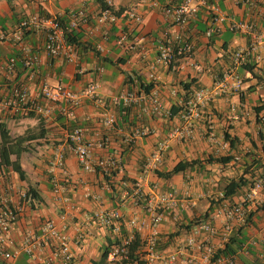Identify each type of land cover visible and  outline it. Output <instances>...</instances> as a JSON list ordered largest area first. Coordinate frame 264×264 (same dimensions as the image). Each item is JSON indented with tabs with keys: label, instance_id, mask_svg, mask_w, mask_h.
<instances>
[{
	"label": "crops",
	"instance_id": "obj_1",
	"mask_svg": "<svg viewBox=\"0 0 264 264\" xmlns=\"http://www.w3.org/2000/svg\"><path fill=\"white\" fill-rule=\"evenodd\" d=\"M106 1L114 8L122 7L124 10L137 7L143 17L142 23L134 25L129 19L120 17L115 23L99 24L97 16L101 9L100 0H0V36L7 37L0 40V102L11 95L14 85L19 84L26 88L30 101L50 111L49 114L36 111V117L22 118L16 111L0 106V123H5L12 134H20L27 128H37L38 117L44 118L47 129L46 137L39 140L41 144L33 143L32 150L21 157L25 179H19L12 170H6L3 174L6 183L15 190V196L16 192L25 191L28 185L34 186L40 195V199L24 202L5 246L8 249L20 247L26 237L40 233L45 220L59 222L65 216L74 259L78 264H93L99 259L96 254L101 255L103 252L107 238L112 242L137 231L142 239L148 232V227L138 229L128 223L131 219L146 220V217L126 194L123 185L115 181V190H111V185L100 171L82 169L66 141L68 130L78 126L83 130L85 141L92 144L93 159L106 155L119 157L122 164L119 175L135 178L145 193L164 192L179 185V190L176 189L179 198L190 199L194 206L180 210L177 219L166 215L158 225V248L166 253L182 249L184 253L180 254V258H196L198 254L185 247L186 238L194 226L189 225V221L203 217L207 212V220L220 230L227 219L218 213L221 202L217 201L215 195L228 181L226 178L241 174L250 177L252 173L264 178V165L259 169L256 167V160L264 158V140L258 134L264 131V46L258 45L246 58L237 62L234 53L247 47L251 39L246 33L233 32L227 28L228 21L234 19L254 23L257 31H264V0H257L256 7H250L247 0H207L208 5L220 8L226 20L215 22L214 15L202 6L185 27L166 21L161 13L163 6L175 5L181 0H159L156 7L150 5V0H124L122 3ZM78 10L84 11L86 20H77L79 44L74 48L77 63L64 57H47L43 51L45 32L41 28L30 27L25 30L20 41L14 39L23 19L48 14L66 17L70 22L72 14ZM105 31L108 32L105 51L98 52L94 47L101 41ZM121 32L126 33L127 38L118 44ZM164 33L170 38L181 36L190 40L193 44L191 56L177 59L171 65L157 63V46ZM24 47L30 48L37 56V62L31 66L24 63ZM10 58L15 60L12 67L9 66ZM79 67L84 68L85 72L78 73ZM100 68L102 71L98 70ZM150 72L155 74L153 88L158 91L169 112L173 106L182 105L187 100L182 99L181 82L195 79L200 88H214L220 82L225 84L203 108L200 119L195 121L193 137L173 142L154 171H146L144 161L155 144L180 123V114L170 118L145 112L149 103L143 98L135 102L126 114L122 111V105L111 101L114 95L123 91L146 94L141 85L152 82L148 77ZM43 82L50 85L61 83L81 93L80 103L74 109L72 118L67 119L56 104L40 95ZM91 82L98 83L97 96L101 102L83 94ZM191 94L190 91L186 98ZM232 105L238 113L237 120L231 118ZM105 110L112 112L116 119L111 130L106 129L101 122ZM145 128L152 132L137 137L133 144L125 141L128 135ZM209 130L223 139L225 131L230 135V139H225L229 149L222 155H233L240 162L231 161L227 165H220L202 161L201 165L180 172V177L175 181L172 180L173 176L164 179L155 174L156 170L171 169L178 161L203 160L208 154L219 155L208 140ZM103 135H108L110 141L99 146L98 140ZM59 149L63 151L64 164L51 171L50 164ZM212 170H218V174L210 176ZM195 173L200 176L206 173L209 178L203 177V182L199 184ZM183 177L184 181L181 180ZM54 178L63 187V193L54 190ZM249 191V187L243 188L228 198V202H242ZM209 193L212 194L210 198L207 197ZM244 206L247 215L251 211H254V215L238 236L241 243L236 247L235 257L238 264H264V257L261 256L264 250V188L247 200ZM100 209H117L121 213L119 232L115 231L114 226L96 219L95 213ZM184 225L190 227L185 228ZM231 225L229 236L242 224L233 221ZM205 236H199L198 240H203ZM210 240L218 248L225 244L219 234L211 236ZM47 252L48 248H44L40 255L43 257ZM14 264H38V261H32L25 253H21ZM105 264L113 263L106 261ZM174 264H180V261Z\"/></svg>",
	"mask_w": 264,
	"mask_h": 264
},
{
	"label": "built area",
	"instance_id": "obj_2",
	"mask_svg": "<svg viewBox=\"0 0 264 264\" xmlns=\"http://www.w3.org/2000/svg\"><path fill=\"white\" fill-rule=\"evenodd\" d=\"M145 1V0H142ZM108 5H111L107 2ZM250 7L257 6V0H247ZM150 5L156 7L159 5V0H150ZM207 7L208 12L214 15V21L222 23L226 18L221 14L220 8L217 5H208L207 0H181L178 4L163 6L161 13L166 21L185 27L188 23L196 17L200 8ZM120 17H125L134 25H139L143 21L142 14L137 7L125 9L120 15L113 13L109 9H105L97 16L99 24L115 23ZM86 20V15L83 10L74 12L71 16L69 25L71 27L77 26V20ZM30 27L41 28L45 32V41L43 51L47 57L57 58L64 57L68 61L77 63L76 53L74 47L66 40L63 28L56 17L46 15H35L27 19H23L14 34V39L20 41L23 33ZM227 28L233 32H242L248 34L251 41L250 44L238 49L234 53V59L241 62L249 53L258 45L264 46V31H257L255 24L243 21L230 19L227 23ZM127 38V34L121 32L117 40L118 44H122ZM7 39L6 36H0V40ZM108 39V32H103L101 41L95 45V48L103 52L105 51L104 43ZM24 63L27 66L37 62V56L31 52V49L24 47ZM193 52V44L188 39H183L181 36L170 38L167 33L163 34L162 39L157 46L156 62L164 65H171L177 59L182 57H189ZM15 60L9 59V66H14ZM191 64L194 65L192 62ZM102 71V68L98 69ZM78 73H84L85 69L79 67ZM151 81L155 80V74L150 72L148 75ZM98 83L91 82L84 90L83 94L96 102H101L97 96ZM223 82L218 83L214 88H199L196 89L184 102L182 111L180 112V123L172 127L166 136L159 140L151 153L144 161V169L146 171H154L162 161L163 155L173 142H182L190 139L194 135V123L200 119L203 108L212 101L218 94V89L224 87ZM40 95L47 101L56 104L59 110L70 119L74 115V109L80 103L81 93H76L64 84L58 83L50 85L43 82L40 86ZM140 98L146 99L149 107L145 112L154 113L160 116H168L170 112L164 107L158 91L152 88L148 93L138 95L131 91H123L111 98V101L123 107H131ZM31 104L29 107L28 104ZM0 106L18 111L24 109H34L39 113L49 114V109L43 108L41 105L30 101L28 92L25 87L14 85L11 90V95L0 102ZM231 118L237 120L239 118L235 106L230 107ZM101 122L106 129L111 130L115 124V116L110 111H103L101 115ZM150 129L137 130L135 133L128 135L125 138L129 144H133L137 137L150 134ZM208 140L215 146L216 154H223L228 151L229 143L216 136L213 130L208 131ZM66 141L75 153L82 169L88 172L96 170L100 172H107L113 169L122 170L121 159L115 155H106L93 159L92 144L84 139L83 130L81 127H71L66 134ZM110 137L103 135L98 140V145L102 146L108 143ZM64 164V155L62 150H57L55 157L50 164L51 171L61 168ZM54 190L63 193V187L58 183L57 179H53ZM264 188V178L257 177L252 185L250 191L245 195L242 202L229 203L228 199L221 200L218 213L224 215L227 223L224 224L220 230L215 227L210 220H206L192 227L190 235L186 238L185 247L195 251L198 256H187L180 258V254L184 251L164 252L159 250V231L158 225L165 219L167 214L177 219L179 211L187 207L194 206V202L183 200L179 198L177 193L171 189L164 192H150L145 193L139 184L133 189L129 195L134 204L140 207L144 212L146 220L131 219L128 223L138 229L148 227V232L141 239V247L134 251L133 257L130 256V243L133 238V233L119 238H116L108 246L106 251V261L113 264H174L178 260L180 264H238L235 255L217 254L218 247L211 242L210 237L219 234L223 241H227L229 234L232 231L231 222L243 224L247 215L245 210V202L250 200L254 194ZM10 184L6 183L3 174L0 173V264H14L15 259L21 254L25 253L32 261H38V264H78L74 259L70 248V236L66 231L65 216L61 217V221L54 219L45 220L38 235H30L26 237L24 243L17 248L8 249L6 243L12 225L17 220L18 216L23 210V204L26 199L25 191L16 192ZM207 197H212V194H207ZM222 197V192L219 191L215 198ZM96 219L106 225L114 226L116 232L120 230L121 213L117 209L105 210L100 209L95 213ZM206 234L207 237L203 240H198L199 236ZM210 237H209V236ZM44 248H48V252L43 257L40 253ZM181 252V253H180ZM261 256L264 257V250ZM180 258V259H179Z\"/></svg>",
	"mask_w": 264,
	"mask_h": 264
},
{
	"label": "trees",
	"instance_id": "obj_3",
	"mask_svg": "<svg viewBox=\"0 0 264 264\" xmlns=\"http://www.w3.org/2000/svg\"><path fill=\"white\" fill-rule=\"evenodd\" d=\"M101 3V9L100 12L109 9L113 13L120 15L124 8L118 7L114 8L112 5H108L106 0H100ZM99 12V13H100ZM46 16H49L48 14H45ZM58 21L60 22L61 27L64 30L66 40L69 44H71L74 48L78 46L79 44V31L78 29V23L76 27H71L69 25V21L66 17H56ZM94 49L98 51L95 47ZM99 52V51H98ZM19 85V84H18ZM155 85V82L152 81L149 84H143L141 85V88L143 87L144 92H149ZM22 86V85H20ZM180 87L182 90L183 98L182 99H188L189 96L186 98L187 94L190 93V91L193 93L196 89L200 88V85L196 82L195 79H192L188 82H181ZM185 96V97H184ZM184 104L182 105H175L171 108L170 114L168 115L170 118L174 116H178L180 112L183 109ZM130 107H122V111L124 113H128ZM16 113L19 115V117L24 118H33L37 116L36 110L34 109H20L16 111ZM116 121V119H115ZM260 121V120H259ZM264 123V121H263ZM47 129L44 125V118L38 117V126L37 128H27L25 131H23L20 134H12L10 129L6 126L5 123H0V173L4 174L6 170H12L15 173H17L19 179L24 180L25 179V171L22 169L21 165V157L24 153L30 152L32 150V144H41L39 141L40 139H43L46 137ZM259 137H261L264 140V131H259ZM225 139H230V135L225 131ZM264 152V147H263ZM204 161L206 164H220V165H227L231 161H234L235 163L240 162V160H235L233 155H212L208 154L207 157L202 159H195L191 161H178L171 169L168 170H156L155 174L161 178L164 179H170L175 174H178L180 172L185 171L186 169L194 166V165H201V162ZM263 159L256 160L257 169L262 167L264 165ZM234 163V164H235ZM233 164V165H234ZM104 176L107 183L111 185V190H115V187L113 183L115 181H118V184L123 185V189L127 192V194L131 193L133 189L137 185V180L133 177L126 176L125 174L119 175L120 171L118 169H113L107 172H101ZM247 173V171H245ZM262 177V175L259 174H253L250 175V177H246L244 174H241L240 176L232 177V178H226L228 180L224 186L222 187V197H219L217 201H221L224 199H228L236 195L240 190L243 188L249 187L251 189L252 182L255 178ZM223 178V177H222ZM125 184V185H124ZM26 199L25 201H32L40 199V195L36 188L32 185H28L25 189ZM211 207V206H210ZM254 215V211H251L248 215H246L245 222L240 225L234 233H232L227 241L225 242L224 246L217 249V254H224V255H235L236 254V247L239 246L241 243L240 239H238V236H240L243 228L248 224ZM208 218V213H204L203 217H196L194 220L189 221V225H197L201 222L206 221ZM189 225H184L185 228H189ZM182 226V225H181ZM111 239L107 238V241L105 245L103 246V252L101 253L99 259L97 261H94L93 264H105L106 263V251L108 246L111 244ZM141 238L137 231H134L133 238L130 243V249L129 253L130 256L133 257L134 251L138 250L141 247ZM264 261V260H263Z\"/></svg>",
	"mask_w": 264,
	"mask_h": 264
},
{
	"label": "rangeland",
	"instance_id": "obj_4",
	"mask_svg": "<svg viewBox=\"0 0 264 264\" xmlns=\"http://www.w3.org/2000/svg\"><path fill=\"white\" fill-rule=\"evenodd\" d=\"M124 0H114V2L115 3H122ZM195 159H199V158H195ZM195 159H193V160H195ZM218 170H212V173L210 174V176H212V175H217L218 174V172H217ZM180 174L181 173H178V174H175L174 176H173V178H172V180L173 181H175V180H177L179 177H180ZM194 176H196L197 178H198V183L199 184H201L202 182H203V177H205V178H209V176L208 175H206V173H203V175H197V173H195V175ZM221 177H223V176H221ZM221 179V178H220ZM220 179L217 181V182H219L220 181ZM181 180H185V178L183 177V178H181ZM213 180H215V178L213 177ZM179 185H175V187H174V191L177 193V191H176V189L177 190H179ZM218 189V188H217ZM178 194V193H177ZM96 257L97 258H99L100 257V255L99 254H96Z\"/></svg>",
	"mask_w": 264,
	"mask_h": 264
}]
</instances>
